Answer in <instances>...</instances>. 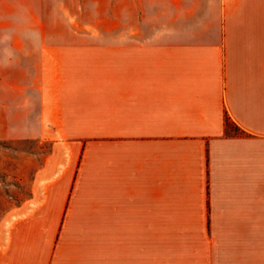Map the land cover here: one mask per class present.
Returning a JSON list of instances; mask_svg holds the SVG:
<instances>
[{"label": "crops", "instance_id": "crops-1", "mask_svg": "<svg viewBox=\"0 0 264 264\" xmlns=\"http://www.w3.org/2000/svg\"><path fill=\"white\" fill-rule=\"evenodd\" d=\"M125 4L114 58L52 35L6 62L35 89L11 134L50 145L0 264H264V0Z\"/></svg>", "mask_w": 264, "mask_h": 264}, {"label": "rangeland", "instance_id": "rangeland-1", "mask_svg": "<svg viewBox=\"0 0 264 264\" xmlns=\"http://www.w3.org/2000/svg\"><path fill=\"white\" fill-rule=\"evenodd\" d=\"M127 9L126 4L122 8V0H0V21H21L11 23L13 28L6 24L0 32V218L10 207L29 199L34 171L50 145L40 143L35 135L11 134L27 114V94L33 95L34 102L35 89L26 88L28 73L23 66L6 62L20 43L26 48L52 35L61 46H87V58L98 60L101 54L114 58L117 43L122 42V13ZM42 19L50 22L42 23ZM126 41L125 35L124 44ZM227 127L235 124L227 121Z\"/></svg>", "mask_w": 264, "mask_h": 264}]
</instances>
